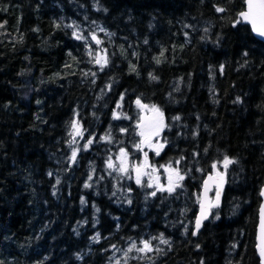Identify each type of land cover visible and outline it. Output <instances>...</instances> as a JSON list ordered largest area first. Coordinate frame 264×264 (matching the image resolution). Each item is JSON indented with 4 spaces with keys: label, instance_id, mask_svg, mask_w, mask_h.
<instances>
[{
    "label": "trees",
    "instance_id": "obj_1",
    "mask_svg": "<svg viewBox=\"0 0 264 264\" xmlns=\"http://www.w3.org/2000/svg\"><path fill=\"white\" fill-rule=\"evenodd\" d=\"M245 5L0 0V264H261L264 41ZM137 99L164 114L148 156L184 177L172 193L109 167L139 149ZM225 157L222 199L193 235Z\"/></svg>",
    "mask_w": 264,
    "mask_h": 264
},
{
    "label": "rangeland",
    "instance_id": "obj_2",
    "mask_svg": "<svg viewBox=\"0 0 264 264\" xmlns=\"http://www.w3.org/2000/svg\"><path fill=\"white\" fill-rule=\"evenodd\" d=\"M99 24H92L90 26V29L93 28H100ZM91 34L93 35L94 38H96V33L95 32H91ZM97 50H95L96 52ZM103 54V53H102ZM103 60H106V55L103 54L102 56ZM153 105H149L148 106V111L151 115L155 116L157 118V114L152 111V107ZM156 106V105H155ZM157 107V106H156ZM158 108V107H157ZM141 113V112H140ZM140 117V116H139ZM140 120V119H139ZM138 123V121H137ZM164 124L166 125V121L164 118ZM146 124H144L143 128H138L137 134L139 136V140H138V145H139V149L131 154H127L126 158H122L121 153H118L117 155V161H115L112 165L111 170H115L117 171V173H119L122 177V179L125 181V183H127L129 185V182L131 179H134L135 182L137 180V173H136V167L139 166L140 170H141V175H140V184H146L152 188H156V189H161V187H163L164 190H167L168 186H169V175H170V170H169V165H164V166H159L156 165L155 163L151 162L149 156H148V151L149 150H153L157 153V150H159V152L163 149L160 148V145L163 144L164 147V142L162 140L161 137V133L164 131V129L166 127L163 128L162 131H160L159 135H152L150 136V129H147L148 127L145 126ZM144 132V136H141L140 133ZM75 130L73 131V133L75 134ZM76 143L74 145V152H75V157L77 156L78 152L80 151V146H78V142L79 139L75 140ZM145 153H147V160H145ZM123 161V162H122ZM223 163H216V167L213 168V171H216L220 174H222L225 179H227V167L225 168V166L221 167ZM121 167H126L127 171H121ZM168 167V168H166ZM173 169H175L174 167H171ZM178 170V169H177ZM167 171V175L165 174V172ZM180 173V171H179ZM181 175V173H180ZM173 176V181L176 183V178H175V174L172 173ZM137 183V182H136ZM129 187L127 186L125 188L124 193H128Z\"/></svg>",
    "mask_w": 264,
    "mask_h": 264
},
{
    "label": "snow or ice",
    "instance_id": "obj_3",
    "mask_svg": "<svg viewBox=\"0 0 264 264\" xmlns=\"http://www.w3.org/2000/svg\"><path fill=\"white\" fill-rule=\"evenodd\" d=\"M247 3V11L245 12H241L240 16L248 21L253 28V31L258 33L260 36L264 37V0H246ZM217 11H224V9L222 8H217ZM79 38V37H78ZM97 43H99V41H97ZM246 55V53H245ZM99 59L97 60V63H99ZM137 105L140 106L141 108H146L148 107L147 105H143L141 103V101L139 99H137L136 101ZM152 107V111H154L157 114V118H155L151 124H150V136L152 135H159L160 131L163 130L164 127H166L167 125L164 124V114L163 112L157 108L155 105L151 106ZM174 119H179V117H175ZM121 131H125V129H122ZM141 136H144V132L142 131L140 133ZM89 143H91V141H89ZM137 147H139V145H137ZM160 148H163V144L160 145ZM157 155H159V150H157ZM121 156L122 158H126L127 157V153L124 152L123 149H121ZM73 159H75V152L73 153ZM145 160H147V153H145ZM123 162V161H122ZM234 163L233 160L229 159L228 157L224 158V166L225 168L231 164ZM113 165L110 163L109 167H112ZM216 165H213V168H215ZM121 171H127L126 167H121L120 169ZM136 173H137V184L141 183L140 181V175H141V170L140 167L137 166L136 167ZM169 170H170V175L168 177L169 179V186L167 188V191L169 193H172L173 191H175L176 187H179L180 185L178 183H175L173 181V176L172 173L175 174V178L177 181L183 180L184 177L182 175H180L179 170L177 169H173L171 168V166H169ZM86 187L88 185H85ZM161 190H164L163 187H161ZM156 193L153 192L152 195L154 196ZM264 194V193H262ZM83 203V201H82ZM207 210L205 209L204 205H201V214L200 216L197 217L196 220V229L199 230V228L201 227V222L203 219L207 218ZM260 231H261V244H260V255L262 257H264V212H262V218H261V224H260ZM196 233L193 232V235H195ZM163 243H167L166 240H162ZM136 245L133 244L128 251H132L133 248H135ZM138 251H151V247L148 241L144 242V247L137 249Z\"/></svg>",
    "mask_w": 264,
    "mask_h": 264
},
{
    "label": "water",
    "instance_id": "obj_4",
    "mask_svg": "<svg viewBox=\"0 0 264 264\" xmlns=\"http://www.w3.org/2000/svg\"><path fill=\"white\" fill-rule=\"evenodd\" d=\"M246 3V0H245ZM247 11V3L245 5V9L242 12ZM241 13V12H240ZM241 17V16H240ZM242 18V17H241ZM242 20L249 24L252 28V25L244 20L242 18ZM253 31V28H252ZM254 35L259 38L260 40L264 41V37L260 36L258 33L254 32ZM145 105V104H143ZM155 118L151 115L148 114L147 111V107L146 108H142V112H141V123H140V127H143L144 124H146L145 126L150 128V124L151 122L154 120ZM224 178L222 177V175H218L216 173L213 172H209L205 175L203 182H202V189H201V197H200V203H199V209L196 215V220L197 217L200 216L201 214V205L203 204L205 209L207 210V218L203 219L201 222V227L199 228V230L196 229V220H195V228H194V232L198 233L204 226L205 222L211 217L212 212H213V208H214V200H213V196H212V192L217 189V201L221 200L222 197V193H223V189H224ZM264 183L261 187V191H260V196H261V203L259 206V220H258V225H257V238H256V249H257V253L258 256L260 258V263L264 264V257H262L260 255V244H261V231H260V224H261V218H262V212H264Z\"/></svg>",
    "mask_w": 264,
    "mask_h": 264
}]
</instances>
